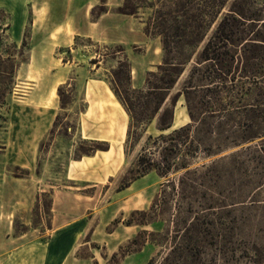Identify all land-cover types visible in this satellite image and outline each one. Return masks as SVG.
<instances>
[{
	"label": "rangeland",
	"instance_id": "rangeland-1",
	"mask_svg": "<svg viewBox=\"0 0 264 264\" xmlns=\"http://www.w3.org/2000/svg\"><path fill=\"white\" fill-rule=\"evenodd\" d=\"M3 1L0 0V3ZM67 1L74 5L78 2L84 4L90 21L96 20L102 5V0ZM36 4L37 2H34V5ZM41 5L42 8L34 16L35 10L26 8L23 11V20L17 16L18 11H14L13 14L16 12L19 24L5 32L0 29L3 43L1 47L3 62L0 63V173L30 179V184L15 179L14 186L17 189L13 194H24L25 199L30 201L34 189L39 193L37 202L29 210L24 208L15 210V231L21 232L37 228L29 237L44 236L45 227L50 221L49 191L52 189L66 190L85 198L93 197L95 202L97 211L94 214L95 217L88 220V216L84 215V220L87 222V234L83 241L89 239V227L94 226L101 216L110 221L102 230L103 233L112 232L116 227H119L122 234L128 237L111 254L104 250L98 251L101 261L107 259L105 264H122L126 256L128 264H148L150 260H153L152 264H175L176 252H181L185 258L184 262L179 264H254V261L259 259L264 261V153H257L255 146L258 142L249 143L250 148L245 151L244 149L241 151L239 147L212 158L213 160L232 155L217 168L219 171H224L226 179L219 188L213 187L212 189L215 191L214 197L216 199L225 197V202L223 210L217 211L221 213L218 215L220 217L216 218L215 226L211 228V235L198 234L194 231L188 233L183 227L179 228V232L176 233V229L171 224L173 201L169 203L168 210L162 214L159 222L144 227L135 225L132 228L125 227V221L131 212L147 210L166 181L155 172L136 180H130L131 175L127 174L147 136L158 133L155 130V121L147 128L141 139L137 137L128 142L127 137L124 136L122 142L118 144L116 152L99 153L102 158L96 164L92 160H86L88 162L83 165L72 163L73 160L79 158L78 149L87 150L90 147L87 140L79 138V124L82 112L86 107V102L81 100L84 98L82 93L84 80L86 77H90L105 80L110 84L112 71L123 56L120 49H124L125 52V47L118 43H100L91 38L89 40L88 37H76L70 46L73 51L66 47H56L52 50L51 55L56 61L49 63V70L39 85V81H31L33 76H29L30 70L27 64H29L31 52L34 48L48 47V35L52 30L57 28L62 33L67 28L64 23L58 27L49 26L50 16L56 18L55 16L59 13L56 7L62 5L60 0L52 1L51 5L54 6L52 10L46 8V3ZM119 6L112 8L111 12L116 13ZM107 9L109 11L108 6ZM7 16L6 10L0 11V19L3 20ZM239 29L246 31V27L239 26ZM252 29L257 32V35H264V26L254 25ZM14 45H16V49H14ZM159 45L161 49L160 41ZM127 51L134 64L133 71H131V87L139 89L140 86H143L146 73L155 72L156 66L145 68L147 60L140 58L144 53L142 45L128 46ZM6 54H13V60L16 63V72L12 82H9L4 74L10 66ZM159 55L161 64L162 50ZM89 57L101 60L99 63L101 68L96 71V64L87 60ZM24 60L26 63H22ZM193 60H195V56ZM77 62H80L83 68L75 66L74 63ZM91 69H94L95 72H91ZM183 77L177 82L171 95L179 89ZM57 79L62 81L58 85L61 87V98L57 87V98L50 108L45 109L35 105L33 102L36 101V98L34 97L51 98L48 90ZM120 87L121 89L126 87L125 80L121 82ZM55 101H57L56 106H54ZM180 102L183 103V101ZM180 102L177 104L176 111L183 112L185 111L184 104L181 105ZM83 118L86 129H90L93 126L90 115L87 114ZM50 119L52 123L49 128L44 129ZM105 123L107 122L104 121ZM19 126L26 135L43 133L38 140L35 166L31 170H27L28 167L25 169L9 164L13 152L11 148L7 155H2L5 152L3 144L8 142L11 144L14 138L13 133L19 129ZM8 131L11 132L8 133ZM98 146L102 147L103 145L98 144ZM27 149L28 152L26 151L23 156L27 162H30L32 154L30 149ZM209 161V159L204 161L199 156L192 161V167H198L201 163H209ZM178 176L179 174H171L169 178L176 183ZM90 181L98 182H96V186L92 187L89 186L93 184ZM125 185L127 187L122 189ZM42 189L44 191H41ZM222 190V196L216 193ZM25 219L30 220L28 227L23 225ZM162 219L165 222H162ZM115 220L121 224L118 225V222L113 225ZM143 230L147 232L142 233ZM149 232L158 234L150 235ZM188 237H192L198 243L193 247H186ZM154 240L161 241L160 245L151 243ZM95 245L97 244L92 243L91 247L93 248ZM100 246L101 242L98 247L100 248ZM77 255L86 257L89 252L84 247L77 252Z\"/></svg>",
	"mask_w": 264,
	"mask_h": 264
},
{
	"label": "trees",
	"instance_id": "trees-1",
	"mask_svg": "<svg viewBox=\"0 0 264 264\" xmlns=\"http://www.w3.org/2000/svg\"><path fill=\"white\" fill-rule=\"evenodd\" d=\"M107 11V2L102 0L96 18ZM116 13L140 19L143 33L159 39L163 53L156 71L146 73L142 88L131 87L130 62L124 49H120L122 59L112 71L111 90L129 118L128 142L141 139L154 121L158 132L147 136L127 174L130 180L151 172L166 179L149 208L131 212L125 224L144 227L159 222L173 201L171 224L176 233L183 227L188 233L211 235L220 217L217 211L223 210L225 202V197L216 199L212 189L219 188L226 179L224 171L217 168L232 155L212 158L239 147L245 151L252 142H258L257 153H264V35L252 29L254 25L264 26V0H123ZM5 20L9 15L0 19L3 32L11 27ZM239 26L246 27V31ZM2 45L0 37V63ZM13 56L6 54L10 66L4 74L9 82L16 72ZM91 62L97 63L98 58ZM182 76L179 89L171 95ZM123 80L126 87L121 89ZM180 101L189 122L171 129ZM87 141L90 147L78 149L79 158L109 149L107 142ZM199 156L204 161L209 159V163L192 167ZM171 174H179L176 183L169 178ZM222 192L216 193L222 196ZM118 222L115 220L113 225ZM197 243L188 237L186 247ZM184 260L183 254L176 252L174 263ZM152 263L150 260L148 264ZM254 264L264 261L259 259Z\"/></svg>",
	"mask_w": 264,
	"mask_h": 264
},
{
	"label": "crops",
	"instance_id": "crops-1",
	"mask_svg": "<svg viewBox=\"0 0 264 264\" xmlns=\"http://www.w3.org/2000/svg\"><path fill=\"white\" fill-rule=\"evenodd\" d=\"M45 1L4 0L0 3V9L7 11L11 29L14 25L17 26L19 24L16 16L17 11L32 8L35 10V13L33 12L34 16L42 8V3L47 4L46 8L48 10L54 8L51 5L54 0ZM60 1L62 5L56 7L59 13L55 16L56 18L52 15L50 16L49 26L58 27L64 23L67 28L62 33L57 28L52 30L48 35V47L33 49L29 64H27L30 70L29 76H33L31 81H39L40 85L42 78L49 70V63H55L56 61L51 55L52 50L56 47H66L73 51L70 46L76 37H88L100 43L122 44L125 47V55L130 62L131 71H133L134 67L132 63L133 59L127 51V47L131 45L143 46L144 53L140 58L147 60L145 68H153L160 64L161 58L159 52L161 49L159 41L155 38L147 37L143 33V23L141 20L133 16L111 12V9L119 6L123 0H106L109 11L96 18L95 21L89 20L85 5L81 2L74 5L67 0ZM34 2H37V4L34 5ZM14 11H16L15 14H13ZM90 58L87 60H91ZM100 61L98 59V62L95 63L96 71L101 68L99 65ZM74 65L78 68H83L80 62L74 63ZM95 70L91 69V72H95ZM61 83L62 81L57 79L52 83L48 91L51 92L54 84H57L58 87ZM143 86H140V88ZM82 93L84 98L81 100L86 102V107L82 112V119L79 124V138L107 142L109 149L107 151H97L90 156H81L73 160L72 163L83 165L88 162L86 160H92L96 164L102 158L99 153L109 154L117 151L118 144L126 136L129 118L111 90V85L105 80L86 77L82 86ZM34 98H36V101L33 103L37 106H39V102L44 103L50 99L46 98V96ZM55 99H52V104ZM56 105L57 101L54 103V106ZM87 114L90 115L93 123L90 129H86L83 118ZM104 121L107 123L104 124ZM51 123L52 120L50 119L44 129L49 128ZM18 128L13 133L14 138L11 144L9 142L3 144L5 152L2 155H7L11 148L13 154L11 153L9 164L21 166L25 169L28 167L29 169L27 170H31L35 166L38 140L43 133L26 135L20 126ZM27 148L30 149V153L32 154L30 162H27L23 156L28 150ZM15 179L25 184L31 183L29 178L0 173V264H105L107 259L102 260V262L98 257V251L104 250L106 253L111 254L115 252L124 240L128 239L127 236L122 234L119 227H116L112 232L103 233L102 230H104L110 221L105 220L101 216L94 226L89 227V239L83 241L84 236L87 234V222L84 220V215L88 216V220H92L95 217V212H97L93 197L85 198L66 190L56 189L49 191L51 198L50 212H48L50 221L45 227V235L36 238L29 237L37 228L16 232L14 225L15 210L18 208L29 210L37 202L36 196L39 193L34 189V194L30 201L25 199L24 194H13L15 193V189H17L14 186L16 184ZM90 182H93V184L89 186L94 187L98 181ZM41 191L44 190L42 189ZM29 224L30 220L25 219L23 225L28 227ZM125 227L132 228V226L127 225ZM99 242H101L100 248L98 247ZM92 243L97 245L92 248ZM84 247L87 248L89 255L86 257L78 256L77 252ZM126 258L127 256L123 259L122 264H128L126 263Z\"/></svg>",
	"mask_w": 264,
	"mask_h": 264
},
{
	"label": "bare ground",
	"instance_id": "bare-ground-1",
	"mask_svg": "<svg viewBox=\"0 0 264 264\" xmlns=\"http://www.w3.org/2000/svg\"><path fill=\"white\" fill-rule=\"evenodd\" d=\"M26 13V12H25ZM17 16L21 19V20H23V18H24V12L23 11H18L17 12ZM56 90H57V84H54L53 86H52V88H51V92H50V94H51V98L50 99H48V100H46V102H44V103H40L39 102V106H41L42 108H50V106H51V104H52V99L53 98H57V94H56ZM45 99V98H44ZM42 100V99H41ZM44 101V100H43ZM181 103V102H180ZM181 105H182V103H181ZM189 122V118H188V116H187V114H186V112L185 111H183V112H178V110L175 112V116H174V122L172 123L173 125H172V128L171 129H175V128H178V127H180V126H182V125H184V124H186V123H188ZM160 133V132H159ZM165 134L166 133H168V130L167 131H165L164 132Z\"/></svg>",
	"mask_w": 264,
	"mask_h": 264
},
{
	"label": "water",
	"instance_id": "water-1",
	"mask_svg": "<svg viewBox=\"0 0 264 264\" xmlns=\"http://www.w3.org/2000/svg\"><path fill=\"white\" fill-rule=\"evenodd\" d=\"M173 121H174V115H173Z\"/></svg>",
	"mask_w": 264,
	"mask_h": 264
}]
</instances>
